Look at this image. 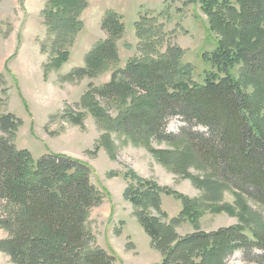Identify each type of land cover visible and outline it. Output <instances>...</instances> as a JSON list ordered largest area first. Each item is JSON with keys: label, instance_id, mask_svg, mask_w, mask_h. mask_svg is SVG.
I'll return each mask as SVG.
<instances>
[{"label": "trees", "instance_id": "1", "mask_svg": "<svg viewBox=\"0 0 264 264\" xmlns=\"http://www.w3.org/2000/svg\"><path fill=\"white\" fill-rule=\"evenodd\" d=\"M87 2L47 0L44 24L62 47L46 65V73L67 62L65 47L82 28L78 18ZM199 2L210 19V30L219 37L215 50L202 54L211 66L202 84L193 80V68L181 62L180 49L171 47L154 57L156 49L150 42L142 59L127 64L118 71V78L115 73L110 83L88 92L83 101L98 117L102 110L94 106V96L118 99L124 109L117 119L103 118L125 135L174 143L178 138L164 134V129L176 116L188 125L206 128V133L185 132L183 139L190 160L198 157L217 178V183L207 181L208 185L214 190L235 189L264 206V0ZM102 27L108 39L87 55L85 68L68 78L94 77L117 64L115 40L123 24L110 12ZM235 67H239L237 79ZM20 122L11 114L0 117V131L9 138L0 137V202L14 210L7 220L0 219V228L11 234L0 249L18 264H116L102 249L86 251L91 234L84 225L89 211L102 202V193L90 183L89 167L61 154L46 153L34 160L27 150L17 149L11 140ZM132 178L145 190L131 189L125 195L141 209L138 219L163 255V264L185 263L186 259L187 264L197 251L202 252L203 263L223 264L234 250L264 249L263 238L252 233L253 240H248L240 228L177 239L170 228L145 216L146 208L159 206L164 190ZM257 259L264 263V255Z\"/></svg>", "mask_w": 264, "mask_h": 264}, {"label": "rangeland", "instance_id": "2", "mask_svg": "<svg viewBox=\"0 0 264 264\" xmlns=\"http://www.w3.org/2000/svg\"><path fill=\"white\" fill-rule=\"evenodd\" d=\"M46 4L47 0H0V117L11 114L21 121L11 141L34 160L46 153L61 154L89 167L90 183L102 193V202L89 211L84 225L91 234L86 251L102 249L116 264H163V255L140 224L141 209L125 195L131 189L145 190L132 175L164 190L159 206L146 208L145 216L170 228L177 239L232 228L243 229L248 240H253L252 233L264 239V206L235 189L214 190L207 183H217L212 171L198 157L190 160L183 134L206 133V128L176 116L164 129V134L178 138L174 143L125 135L110 123L124 109L118 99L94 96V106L102 110L98 117L83 101L88 92L110 83L115 73L118 78L127 64L142 59L150 42L156 49L154 57L171 47L180 49L181 62L193 68V80L202 84L211 70L202 54L213 52L219 37L210 30L199 0H88L78 18L82 28L65 47L67 62L49 73L45 67L62 43L44 24ZM110 12L123 24L115 40L117 64L94 77L68 78L85 68L87 55L108 39L102 22ZM238 70H233L236 79ZM0 137L9 139L1 131ZM13 212L0 202V219L7 220ZM10 237L8 229L0 228V246ZM261 255L264 249L248 246L232 251L223 264H264L257 261ZM203 257L197 251L187 264H205ZM17 262L0 249V264Z\"/></svg>", "mask_w": 264, "mask_h": 264}]
</instances>
